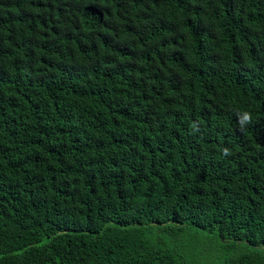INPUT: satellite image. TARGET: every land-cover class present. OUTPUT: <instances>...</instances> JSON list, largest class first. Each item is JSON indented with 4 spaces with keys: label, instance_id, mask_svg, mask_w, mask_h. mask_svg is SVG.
Instances as JSON below:
<instances>
[{
    "label": "trees",
    "instance_id": "16d2710c",
    "mask_svg": "<svg viewBox=\"0 0 264 264\" xmlns=\"http://www.w3.org/2000/svg\"><path fill=\"white\" fill-rule=\"evenodd\" d=\"M0 264H264V0H0Z\"/></svg>",
    "mask_w": 264,
    "mask_h": 264
},
{
    "label": "clouds",
    "instance_id": "9594fccd",
    "mask_svg": "<svg viewBox=\"0 0 264 264\" xmlns=\"http://www.w3.org/2000/svg\"><path fill=\"white\" fill-rule=\"evenodd\" d=\"M237 120H236V127L243 131L245 128L253 122L252 114L249 111H242L236 113ZM200 131L198 122H194L192 125V132L197 133ZM232 153L229 148L225 147L222 150V155L227 157L230 156Z\"/></svg>",
    "mask_w": 264,
    "mask_h": 264
}]
</instances>
